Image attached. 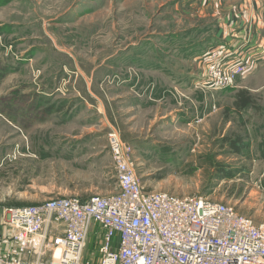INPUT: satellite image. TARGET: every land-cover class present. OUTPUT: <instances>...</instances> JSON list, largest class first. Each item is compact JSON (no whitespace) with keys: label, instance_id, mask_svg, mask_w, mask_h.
Masks as SVG:
<instances>
[{"label":"rangeland","instance_id":"rangeland-1","mask_svg":"<svg viewBox=\"0 0 264 264\" xmlns=\"http://www.w3.org/2000/svg\"><path fill=\"white\" fill-rule=\"evenodd\" d=\"M243 3L0 0V219L117 192L115 133L145 190L201 196L264 223V161L255 168L249 148L231 154L228 142L252 125L264 131V71L223 91L197 87L218 22ZM239 92L250 111H233Z\"/></svg>","mask_w":264,"mask_h":264},{"label":"built area","instance_id":"built-area-1","mask_svg":"<svg viewBox=\"0 0 264 264\" xmlns=\"http://www.w3.org/2000/svg\"><path fill=\"white\" fill-rule=\"evenodd\" d=\"M239 50L220 44L206 53L197 87L232 88L248 68ZM109 145L117 192L6 209L0 264H264V223L201 196L145 190L130 149L115 133Z\"/></svg>","mask_w":264,"mask_h":264},{"label":"crops","instance_id":"crops-1","mask_svg":"<svg viewBox=\"0 0 264 264\" xmlns=\"http://www.w3.org/2000/svg\"><path fill=\"white\" fill-rule=\"evenodd\" d=\"M242 8L245 10L242 14L229 15L218 22V27L213 32V39L214 43H219V45L224 44L233 49L239 47L241 50L237 57L247 63L246 75L254 77L262 70L264 71V0H248V2L244 0ZM242 8L239 9L240 12ZM203 54L200 56L199 63H202V58L206 53ZM253 102L254 100L251 99L247 110L233 108V111L248 112L255 106ZM254 112L257 113V108ZM259 128L258 124L252 125L248 135L243 136L250 155L254 156L251 161L255 168H258V165L264 161V133L262 134L264 131H259Z\"/></svg>","mask_w":264,"mask_h":264},{"label":"trees","instance_id":"trees-1","mask_svg":"<svg viewBox=\"0 0 264 264\" xmlns=\"http://www.w3.org/2000/svg\"><path fill=\"white\" fill-rule=\"evenodd\" d=\"M251 97L247 92H239L236 95L235 102L233 103V108L236 110L245 109L250 107ZM230 153L235 155H240L243 151L248 149V145L244 142L243 136H235L234 141H228ZM231 174L223 173L222 178H231Z\"/></svg>","mask_w":264,"mask_h":264}]
</instances>
